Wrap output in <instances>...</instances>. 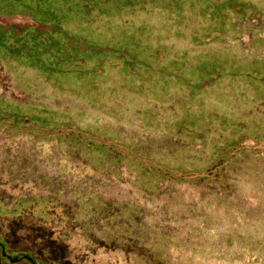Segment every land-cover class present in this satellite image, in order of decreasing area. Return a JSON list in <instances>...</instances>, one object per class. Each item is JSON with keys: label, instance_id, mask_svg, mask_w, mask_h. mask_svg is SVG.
<instances>
[{"label": "rangeland", "instance_id": "rangeland-1", "mask_svg": "<svg viewBox=\"0 0 264 264\" xmlns=\"http://www.w3.org/2000/svg\"><path fill=\"white\" fill-rule=\"evenodd\" d=\"M0 264H264V0H0Z\"/></svg>", "mask_w": 264, "mask_h": 264}]
</instances>
